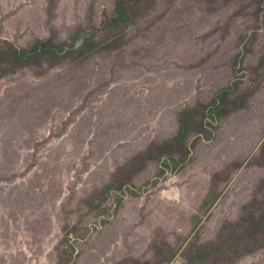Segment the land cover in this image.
<instances>
[{
  "label": "rangeland",
  "instance_id": "rangeland-1",
  "mask_svg": "<svg viewBox=\"0 0 264 264\" xmlns=\"http://www.w3.org/2000/svg\"><path fill=\"white\" fill-rule=\"evenodd\" d=\"M253 224L264 0H0V264H264Z\"/></svg>",
  "mask_w": 264,
  "mask_h": 264
},
{
  "label": "trees",
  "instance_id": "trees-1",
  "mask_svg": "<svg viewBox=\"0 0 264 264\" xmlns=\"http://www.w3.org/2000/svg\"><path fill=\"white\" fill-rule=\"evenodd\" d=\"M118 14H119L118 18H116L114 20L115 23H118V22L125 20V19L129 20L128 18L130 15V8L125 7L124 2H121L119 7H118ZM39 46H40V49H38V46H36L35 48H32L33 50L30 49L32 51L26 50V49H22V50L19 49V50H15L14 53L16 54V56H18V57L20 56L21 59H25V58H28V56L31 54V52H38L44 48L42 45H39ZM214 106H215V102L213 105H211V107H214ZM183 121L184 120L182 119L180 134H187V131H185V129H184L185 126L183 125ZM248 231H251V233L246 236V240H250L253 238H256V240H260L261 238H264V225L260 228L254 229V224H253V226L251 227V230H248ZM253 233H255V235H256L255 237H252ZM255 246H256V248L260 247L258 244ZM212 248H213V250H217V247H212ZM210 250H208V253L210 252Z\"/></svg>",
  "mask_w": 264,
  "mask_h": 264
}]
</instances>
